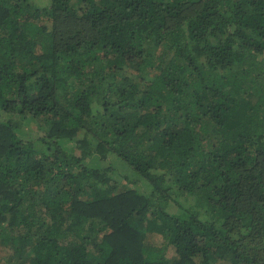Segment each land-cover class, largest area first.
<instances>
[{"label":"trees","instance_id":"1","mask_svg":"<svg viewBox=\"0 0 264 264\" xmlns=\"http://www.w3.org/2000/svg\"><path fill=\"white\" fill-rule=\"evenodd\" d=\"M263 54L264 0H0V264H264Z\"/></svg>","mask_w":264,"mask_h":264},{"label":"rangeland","instance_id":"2","mask_svg":"<svg viewBox=\"0 0 264 264\" xmlns=\"http://www.w3.org/2000/svg\"><path fill=\"white\" fill-rule=\"evenodd\" d=\"M48 2H49V0H30L31 5L35 8H42V7L46 6L48 4ZM262 59H264V54L262 55ZM132 69H133L132 67H129L128 71H131ZM250 95H251L252 99H255V96L252 95V93ZM0 116H3L1 111H0ZM36 124H37V122H34L33 120L22 122L20 124V128H18L19 135H21L24 138L36 137L37 136ZM139 131H143V129L140 128ZM75 153L81 154L79 149H75ZM88 159L89 158H87L86 161ZM113 161L116 162L117 160L115 158H113ZM97 163H98L97 160H95V159L92 160L93 165H96ZM115 164H117V162ZM120 171L127 174L128 179L134 178V175L131 173L132 170L129 167H127L126 165H124L122 163H118V165H116V170L113 171V173H112L113 180H114V178H117V179L120 178V175H119ZM120 179H122V178H120ZM130 186L137 188L139 191H148L149 190V185L144 180H141V179H137V180L133 181L132 183H130ZM118 188L120 190L122 188V186L119 185ZM137 221H138L137 217L133 216V224H137ZM100 240H101V234L98 233L95 235L93 241L99 242ZM143 242H144L145 246L161 247L163 245V238L158 233L145 232L144 237H143ZM0 249L4 251V247L2 244H0ZM169 253H171V252H169ZM217 264H230V263L228 262V260H224V261L218 262Z\"/></svg>","mask_w":264,"mask_h":264}]
</instances>
